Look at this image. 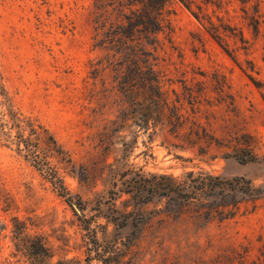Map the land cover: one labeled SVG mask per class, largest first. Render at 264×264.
Returning <instances> with one entry per match:
<instances>
[{"label":"rangeland","instance_id":"rangeland-1","mask_svg":"<svg viewBox=\"0 0 264 264\" xmlns=\"http://www.w3.org/2000/svg\"><path fill=\"white\" fill-rule=\"evenodd\" d=\"M92 4L0 0L4 87L15 107L46 125L70 153L75 173L51 162L70 193L81 199L96 234L94 241L51 183L14 146L0 142V264H102L86 260L87 246L105 256L117 248L109 264H264V196L254 208L242 204L233 218L202 225L188 211L178 217L165 214L162 199L141 206L119 191L141 171L181 176L204 170L264 182V0L255 36L230 8L231 22L251 42L247 54L237 52V61L180 4L170 16V42L160 34L157 50L170 100L198 123L199 132L222 144L254 140L259 159L248 163L226 156L230 149L222 145L202 143V154L196 147L182 149V139L164 123L143 130L131 117L121 118L128 104L105 67L104 52L93 46ZM122 142L134 144L126 155ZM129 210L135 228L123 226ZM34 236L41 238L47 255L32 252Z\"/></svg>","mask_w":264,"mask_h":264},{"label":"trees","instance_id":"trees-1","mask_svg":"<svg viewBox=\"0 0 264 264\" xmlns=\"http://www.w3.org/2000/svg\"><path fill=\"white\" fill-rule=\"evenodd\" d=\"M261 1L93 0V46L104 52L105 67L113 72L117 90L128 104V107L121 108V118L123 115L131 117L143 130H148L154 122L164 123L170 133L182 139V149L196 147L198 153L202 154L205 153L202 143L207 146L222 145L230 149L225 155L239 163L257 161L259 156L254 150V140L222 144L214 135L199 132L198 123L189 120L182 113V108L170 100L157 68V50L162 44L160 34H164V39L170 42V16L175 11L174 5L180 4L191 12L208 36L237 61V52L242 50L247 54L251 42L243 29L231 22L228 15L230 8L239 14L255 36L259 29ZM247 63L252 70L251 62L247 60ZM242 70L253 79L246 68ZM253 81L259 86L258 82ZM244 136L254 139L248 134ZM0 142L5 146H14L15 151L51 183L79 217L91 239L96 241V234L90 228L92 217L85 216L81 199L70 193L59 168L51 162V159H55L63 168L75 173L76 164L70 153L46 125L15 107L4 87L1 72ZM133 147L134 144L122 142L124 155ZM119 191L128 194L135 204L141 206L152 202L153 198L162 199V212L165 214L178 217L188 211L198 223L205 225L233 218L242 204L249 203L254 208L257 200L264 196V182L255 184L244 176L226 178L204 170H188L181 176L153 173L147 176L141 171L132 175ZM133 213V210L124 213L123 226L128 223L135 228L134 218H130ZM145 218L143 222L147 223L148 218ZM30 248L34 254L47 255V248L39 236L33 237ZM86 250L87 261L97 259L102 264L114 262V255L118 254L117 248L107 256L98 247L87 246Z\"/></svg>","mask_w":264,"mask_h":264}]
</instances>
